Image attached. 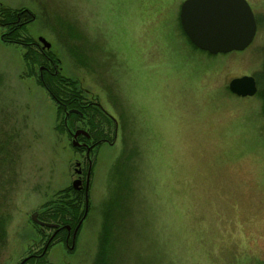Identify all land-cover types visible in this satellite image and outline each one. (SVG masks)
I'll return each instance as SVG.
<instances>
[{"label": "rangeland", "instance_id": "obj_1", "mask_svg": "<svg viewBox=\"0 0 264 264\" xmlns=\"http://www.w3.org/2000/svg\"><path fill=\"white\" fill-rule=\"evenodd\" d=\"M182 1L0 0L34 14L28 35L45 39L61 74L114 121L98 124L108 141L88 156L74 249L56 239L45 263L95 264L111 236L107 264H264V0H246L252 42L216 55L179 33ZM2 32L0 264H19L52 234L31 216L88 165L58 129L54 102L25 77L24 49ZM249 75L260 82L254 96L229 92Z\"/></svg>", "mask_w": 264, "mask_h": 264}, {"label": "trees", "instance_id": "obj_2", "mask_svg": "<svg viewBox=\"0 0 264 264\" xmlns=\"http://www.w3.org/2000/svg\"><path fill=\"white\" fill-rule=\"evenodd\" d=\"M34 20V14L28 9H11L0 5V28L3 29L1 33L2 42L21 46L24 49L22 60L26 70L25 77H33L36 84L41 87L50 100L54 102L56 117L60 122V126H58L60 132H67V128L64 127L65 116L63 111L69 110L65 119L69 122L70 128H74V124L77 121L87 120V123L91 125L89 131L94 139L98 140L100 137L106 138V133L101 132L98 124L106 121L107 125H110L114 123L113 119L105 114L100 107L97 109L92 108L91 103L87 106H83L85 102H83L82 91L79 88L78 82L61 74V69L55 54L52 53L50 49L43 50L41 46H39L40 43H36L35 40L28 35L27 28ZM177 24L179 33L184 36L189 45L195 48L184 35L178 19ZM261 76H263V74ZM262 98L264 99V94ZM58 102H61V105H58ZM71 110H76L77 113H72L70 112ZM96 112L102 113L103 120H97L95 118L97 115ZM74 149L76 151L80 150L77 148ZM69 193L74 197L70 198ZM81 194L82 191H76L72 187L57 192V200H51L42 206L40 213L37 215L38 220L53 224L61 223V226H68L71 227V229L74 228L84 213V209L80 210L79 208V202H81L79 197ZM34 226L39 228L36 223H34ZM2 234L4 235L3 220L0 219V239L3 237ZM65 238L66 230H64V227H61L58 233L50 240L48 239L45 245L36 252L38 256L27 257L23 264H47L45 263V256L49 248L52 247L54 240L58 239V241L64 242ZM107 240L109 241L108 245L106 244V250L102 246V255L95 264H107L105 262V254L109 251L107 249L108 247L110 248L109 242H111V236L110 238L107 236V239H105L103 243Z\"/></svg>", "mask_w": 264, "mask_h": 264}, {"label": "water", "instance_id": "obj_3", "mask_svg": "<svg viewBox=\"0 0 264 264\" xmlns=\"http://www.w3.org/2000/svg\"><path fill=\"white\" fill-rule=\"evenodd\" d=\"M178 18L181 29L189 42L197 49L211 55L244 50L252 42L256 32V22L246 0H184L179 6ZM38 41L43 50L50 49V44L45 39L39 38ZM262 72L264 75V50ZM228 90L236 96L245 97L254 95L256 86L253 77L242 76L231 79L228 83ZM70 112L77 113L76 110ZM80 134L86 133L78 129L72 134V147H78L76 138ZM89 172L90 168L84 187L86 193ZM75 174L79 176L81 171L75 169ZM71 187L76 191L81 190L80 179H75ZM31 220L40 226L57 227L55 224L40 222L37 219V213L31 216ZM73 246L74 242L71 248ZM25 260L20 264H23Z\"/></svg>", "mask_w": 264, "mask_h": 264}, {"label": "flooded vegetation", "instance_id": "obj_4", "mask_svg": "<svg viewBox=\"0 0 264 264\" xmlns=\"http://www.w3.org/2000/svg\"><path fill=\"white\" fill-rule=\"evenodd\" d=\"M262 73V71H261ZM250 76V75H249ZM242 77V76H241ZM253 79H254V82H255V86H256V93L258 92V86H259V80H257V77L255 76H252ZM262 78H264L263 76H261ZM238 78V77H237ZM263 83V87H264V79L262 81ZM255 93V94H256ZM254 94V95H255ZM252 95V96H254ZM83 102H85V104H83V106H87L88 104H92V108H97L99 107V105L95 102H88V101H85L83 100ZM58 105H61V102H58ZM102 109V108H101ZM105 114H107L108 116H110L108 113H106L104 110H102ZM64 113V116L66 118V116L68 115V112L69 110H64L63 111ZM64 118V127L67 128V134H69L71 136V139L72 138V133H74V131L80 129V130H83L86 134H80L78 135V137L76 138V141L78 143V147L77 149H80L84 152L85 156H86V160H87V165H88V168L86 170L85 173H83V171H81V174L78 176L77 175V178L80 179L81 181V185H82V189L80 191H82L84 193V196H85V190H84V187H85V182H86V178H87V173H88V169L90 168V174H91V162H90V159H89V154L94 151L95 148H97V145L100 144L101 142L103 143H106L108 141L107 138H103V137H100L98 140L94 139L92 137V134L89 132L90 128H91V125H89L87 122V126L85 127V129H82V128H75V129H71L70 128V125H69V122ZM111 118V116H110ZM72 141V140H71ZM90 176V175H89ZM89 187V186H88ZM42 222V221H41ZM43 223H46V222H43ZM57 225V224H55ZM40 230L42 231L44 228H48V227H45V226H40L38 225ZM61 227H64V230H66V238H65V243H63L65 245V247L70 250V247H68V245L72 243V241H75L76 239V235H77V232L75 234L74 230L71 229V227H68V226H61V225H57L56 228H49L48 230H51L52 231V234L49 236L50 238H48L49 240L55 235L58 233L59 229ZM68 227V228H67ZM74 249V247H73ZM71 249V251L73 250ZM30 256H38L37 254H28L26 257L24 258H27V257H30ZM22 261V260H21ZM20 261V262H21Z\"/></svg>", "mask_w": 264, "mask_h": 264}, {"label": "crops", "instance_id": "obj_5", "mask_svg": "<svg viewBox=\"0 0 264 264\" xmlns=\"http://www.w3.org/2000/svg\"><path fill=\"white\" fill-rule=\"evenodd\" d=\"M172 23H174V24H175V22H172Z\"/></svg>", "mask_w": 264, "mask_h": 264}]
</instances>
